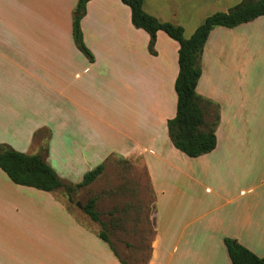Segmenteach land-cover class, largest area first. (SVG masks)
I'll use <instances>...</instances> for the list:
<instances>
[{"label":"crops","instance_id":"0c3cea01","mask_svg":"<svg viewBox=\"0 0 264 264\" xmlns=\"http://www.w3.org/2000/svg\"><path fill=\"white\" fill-rule=\"evenodd\" d=\"M76 1L0 0V143L28 154L48 145L46 162L61 180L78 183L116 148L117 163H100L113 186L95 188L116 193L117 172L124 192L143 210L150 204L146 264H232L225 237L264 256V121H248L258 109L252 92L224 86L238 77L235 51L247 57L264 48L257 43L264 15L210 31L196 92L211 101L204 105L207 120L218 113L216 145L190 157L173 146L167 130L176 112L178 42L159 30L150 52L149 34L132 24L126 4L89 0L80 26L90 59L72 36ZM240 1L143 0L142 7L188 36L208 15ZM55 191L16 184L0 168V264L125 261L111 237L104 241L86 222L59 232L46 217L50 206H61ZM90 197L98 210L99 196Z\"/></svg>","mask_w":264,"mask_h":264},{"label":"trees","instance_id":"16d2710c","mask_svg":"<svg viewBox=\"0 0 264 264\" xmlns=\"http://www.w3.org/2000/svg\"><path fill=\"white\" fill-rule=\"evenodd\" d=\"M89 0H77L72 16V36L78 48L92 59L82 38L80 26ZM143 0H121L130 8L131 22L149 34L148 49L153 52L156 33L161 30L176 40L178 47V73L174 82L176 92V112L167 121V130L173 146L190 157H196L211 151L216 145L215 127L218 113L212 119H206V108L211 101L204 100L196 92V85L201 74V54L210 31L215 26L235 27L264 15V0H241L227 11H216L207 16L194 32L186 38L183 28L170 22L159 21L144 11ZM202 102L204 104H202ZM48 145H40L36 154L15 150L0 143V168L16 184L31 186L44 191L63 189L71 200V195L78 187L91 183L103 170V164L87 171L76 185L65 184L46 162L44 155ZM96 197H90L82 206V211L94 222L106 226L95 206ZM98 235L110 242L107 233L101 229ZM232 264H264V256H257L250 249L233 238L223 239Z\"/></svg>","mask_w":264,"mask_h":264},{"label":"rangeland","instance_id":"374dc122","mask_svg":"<svg viewBox=\"0 0 264 264\" xmlns=\"http://www.w3.org/2000/svg\"><path fill=\"white\" fill-rule=\"evenodd\" d=\"M191 34L192 33H190V35ZM190 35L184 36L189 37ZM263 40L264 38L261 39L262 42L258 40L257 43H264ZM235 53V58L239 62L237 70L238 77H236V82H228L224 84V86L237 89L238 92H252L254 94L251 101L254 107L258 109L248 116V121L250 124L256 125L258 122L264 121V110L260 108L264 105V48L259 46L256 49L249 50L247 57H244L242 50L235 51ZM200 67L202 68L201 63ZM244 99L246 100V98ZM119 142L122 143L123 141ZM126 142L129 143L130 141L127 140ZM117 146H119V144H117ZM126 146H130V144H126ZM144 154L148 153L145 152ZM119 159L120 156L117 149L113 148L98 164L105 163L111 166L117 163ZM132 162L135 165V162ZM118 175L119 174L116 172L113 177L116 187V193L113 195H109V193L103 194L102 190L97 189L98 186L100 188L104 186L105 188L113 186V180L109 172L107 174L101 173V175H98L96 180L90 185L91 190L87 189L86 186L74 190L71 195V200H67V205H65V201L62 199L59 190L52 192V195L61 206H50L47 210L46 217L48 220H54L56 222L59 232L61 233L75 232L72 226V222L75 221L86 222L89 226L98 230L103 229L107 235L111 237L115 246L118 247L121 256L125 258V261H122L120 258L122 264H146L149 256L150 240L153 236V227L150 218V199L147 194H143L144 200L149 204L146 205V209L143 210L140 204L136 203L134 200V194H129V192L126 191L124 192L126 188L120 186L124 184L123 181H120ZM102 176L107 177L106 181L100 179ZM62 180L71 184L78 183L72 178H64ZM140 185L144 186L145 184L142 181ZM95 186H97V188H95ZM143 192L145 193L144 190ZM94 193L100 198L97 207L101 214V220L107 223L105 227L98 222L92 221L82 211L83 204L86 203Z\"/></svg>","mask_w":264,"mask_h":264},{"label":"water","instance_id":"95a60500","mask_svg":"<svg viewBox=\"0 0 264 264\" xmlns=\"http://www.w3.org/2000/svg\"><path fill=\"white\" fill-rule=\"evenodd\" d=\"M78 204H79V203H78ZM78 204H77V205H78Z\"/></svg>","mask_w":264,"mask_h":264}]
</instances>
